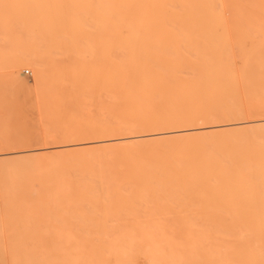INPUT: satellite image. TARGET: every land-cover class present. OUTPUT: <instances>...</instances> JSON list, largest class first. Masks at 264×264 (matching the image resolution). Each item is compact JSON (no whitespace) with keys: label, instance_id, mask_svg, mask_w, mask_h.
Listing matches in <instances>:
<instances>
[{"label":"bare ground","instance_id":"bare-ground-1","mask_svg":"<svg viewBox=\"0 0 264 264\" xmlns=\"http://www.w3.org/2000/svg\"><path fill=\"white\" fill-rule=\"evenodd\" d=\"M239 4L246 7L249 3L242 0ZM227 8L232 9V6L228 7V0H0V18L13 45H18L14 50L18 55L11 56L14 59H11V63L15 68H33L41 98L48 109L51 128L41 136L44 141H80L83 137L121 132L144 134L149 130V118L153 116H149L152 94L156 99L153 102L159 105L158 109L157 105L155 107L156 116L161 122L157 129L162 132L156 135L165 138L152 141L151 137L156 135H149L148 132L149 136H142L140 140L136 137L130 144L124 143L128 145L119 142L120 145L81 150L80 158L72 157L73 160L64 163L76 166L77 173L71 181L72 190L80 199L89 198L96 205L94 213L110 216V213L118 212L117 206H124L122 203L136 201L144 207L162 204L166 208L162 211L161 207L160 214L166 215L171 211V206L179 205L182 214H188L196 205L193 207L194 214L222 215L232 212L233 217L254 221L241 227L264 231V126H244L200 134L197 129L196 134L190 135L181 134L185 129L176 132L171 129V134L178 135L167 136L170 134L163 130L174 128L185 116L180 110H176L177 113L172 111L173 103H167L162 109L158 104L166 102L165 98H168L162 81L165 76V54L168 53L166 49L169 48L166 45L170 39H174L176 44L175 59L172 60L175 66L202 67L203 73L209 75L215 85L203 83L207 88L212 86L209 87L212 91L209 94L215 95L217 91L213 92L212 89L220 88L221 60L225 61L222 56L231 52H223L229 42L230 20L236 19L232 16L228 18ZM236 22L232 24L236 28L234 31L238 27L240 30L238 23L241 21ZM152 44L155 47L151 48ZM262 45L259 63L264 57ZM152 55L160 62L154 68L153 78L150 67ZM228 59L232 60V56ZM159 67L162 70H157ZM178 80L172 85L165 78L175 92L174 98L171 97L176 102L174 107L187 102L193 108L198 99L197 90L192 82L183 80L188 83L181 84L182 81ZM222 80L225 81V78ZM223 84L225 86L226 82ZM224 90L227 93L228 90ZM207 91L204 90V93ZM242 100L244 102L243 97ZM165 110H171L173 114H166L170 111ZM209 114L213 115L211 110ZM198 116L191 112L186 119L193 123L199 119ZM238 119L242 118L234 115L229 120ZM209 125L212 127L214 124ZM57 157L62 159L61 156ZM62 168L65 170V165L62 164ZM79 209L72 213H82ZM129 211L137 215L133 209ZM144 211L150 216L158 214L155 207L153 210L148 207ZM225 230L229 231L227 227ZM253 238H249L250 241ZM253 241L258 243L255 239ZM242 254L245 252H240L239 256ZM243 257L244 261L246 258ZM231 258H235V255ZM238 260L242 261L239 257ZM236 263L240 264L238 261ZM254 264H259L258 260Z\"/></svg>","mask_w":264,"mask_h":264},{"label":"rangeland","instance_id":"rangeland-1","mask_svg":"<svg viewBox=\"0 0 264 264\" xmlns=\"http://www.w3.org/2000/svg\"><path fill=\"white\" fill-rule=\"evenodd\" d=\"M240 1L242 0H228V7L232 6V9L227 8L226 15L229 19L232 17L236 19L230 20L232 23L228 28L229 42L226 45L228 48L226 46L222 48L224 53L231 52L222 56V59L225 57V61L221 60L224 71L221 68L220 88L213 87L212 89L213 92L217 91L215 95L209 94V92L212 93V86H208V88L211 87L208 89L206 85L213 84L214 86L215 84L209 79V75L203 73L202 67L192 69L182 64L181 67L175 66L172 60L175 59L176 44L174 39L168 40L166 48H169L166 49L168 53L165 54L166 61L163 67L165 76L162 81V87L166 89V92L168 91V98H165V104L162 102L158 104H161V109L166 107L167 103H173L175 106L176 102L171 99L175 96L172 85L179 79L182 81L181 84L187 81L192 82L194 89L198 92H196L198 99L195 103L198 105L191 108L186 102L187 104L177 105L176 108L173 106L172 111L177 113L176 110H180L185 118H182L174 128L163 130L170 134L167 136L178 135L171 134V129L173 132L185 129L186 131L181 134L190 135L196 134L197 129L200 134L223 129H239L244 126L247 128L264 126L262 123L264 121V57L262 63L258 60V56L263 52L262 44H264V0H244L249 3L246 7H241ZM235 8L239 9L235 10ZM236 21H241L239 25L237 24L240 30L238 27L234 31L236 28L233 25ZM3 23L0 18V264H237V261L240 264L244 262V264L246 262L254 264L257 260L259 264H264V248L262 247L264 246V236L262 237L264 231L256 232L253 231L254 228L252 230L248 227L244 228L245 226L241 227L243 224L254 221L233 217L232 212L222 215H201L199 212L194 214L193 207L196 205H193L191 212L182 214L181 207L174 205L166 215L160 214V208L162 207V211L166 208L162 204L154 203V205L149 204L144 207L145 205L136 201L122 203L124 206H117L118 212L116 210L117 213H110V216L94 213L93 209L97 208L96 205L92 204L89 198L80 199L81 197H77L74 189L72 190L71 181L77 173L76 166L73 163H64H69L73 158H80L81 150L112 146L119 142L121 145H128L134 142L136 137L140 140L142 136L162 132L158 131L161 122L156 116L159 105L156 104L157 109H155L156 105L153 101L156 99L152 94L150 98L152 108H150L149 116L153 115L152 118H156L154 121L149 118L154 124L149 122V130L144 134L138 133L139 136L136 133L128 135L129 132H121V134L114 133L107 136L83 137L79 139L80 141L78 139L44 141L41 136L51 128L47 116L48 109L41 98V89L39 85L37 87L33 68L30 66L15 68L14 63H11L13 59L11 56L18 55V52L14 51L18 45H13L12 38H9V32ZM151 46L155 47L153 44ZM229 46H231L230 49ZM231 56L232 60L234 59L233 62L228 59ZM150 64L152 77L156 70L154 68L156 65L159 66L160 62L152 55ZM177 68H180V71ZM157 70L162 69L159 67ZM16 73L20 77L15 75ZM20 78L23 79L24 84L23 81H18ZM165 78L172 85H169ZM224 78L225 81L222 80ZM222 82H226L225 86ZM225 88L226 91L228 90L227 93ZM220 89H222V94L219 93ZM204 90H208V93H204ZM188 108L190 109L187 110ZM201 108H204L203 111ZM210 110L213 115L209 114ZM166 111H170L166 114H173L171 110ZM191 112L199 115V119L193 123L186 119ZM234 115L242 119L229 120L233 119ZM212 118L213 120H210ZM207 123L214 125L210 127ZM155 127L158 129L156 130ZM201 129L206 130L204 132ZM153 137L150 138L152 141L155 138H165L158 135ZM62 151L67 156H64ZM57 156H61L62 159ZM54 159L58 160L57 165L64 160L62 164L66 169L62 168V164L59 165L61 167L57 166ZM54 169L57 172H54ZM76 206L82 213H72L78 210ZM148 207L152 210L155 207L158 214L156 213L155 216L146 214L144 210ZM126 208L133 209L137 215L131 214ZM225 226L229 231L225 230ZM246 236L250 239L254 237L253 239L258 243L253 239L251 243L252 241ZM240 252H245V254L240 257ZM234 255L235 258L230 260L229 258ZM238 257L241 260L243 257L245 260L239 261Z\"/></svg>","mask_w":264,"mask_h":264}]
</instances>
